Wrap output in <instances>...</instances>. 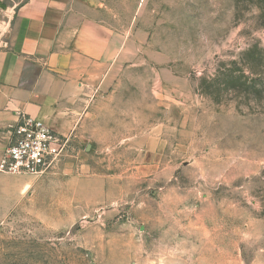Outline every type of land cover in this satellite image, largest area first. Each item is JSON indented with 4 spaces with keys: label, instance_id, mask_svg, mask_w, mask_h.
I'll return each instance as SVG.
<instances>
[{
    "label": "rangeland",
    "instance_id": "obj_1",
    "mask_svg": "<svg viewBox=\"0 0 264 264\" xmlns=\"http://www.w3.org/2000/svg\"><path fill=\"white\" fill-rule=\"evenodd\" d=\"M146 5L137 132L113 107L70 142L92 191L0 218V264H264V0Z\"/></svg>",
    "mask_w": 264,
    "mask_h": 264
},
{
    "label": "crops",
    "instance_id": "obj_2",
    "mask_svg": "<svg viewBox=\"0 0 264 264\" xmlns=\"http://www.w3.org/2000/svg\"><path fill=\"white\" fill-rule=\"evenodd\" d=\"M149 14L146 0H0V160L26 116L82 145L100 140L114 107L136 133L138 98L116 90L152 50L141 41L150 37ZM73 156L41 177L0 172V218L30 203L48 208L45 198L59 215L62 195L91 192L93 177L76 171Z\"/></svg>",
    "mask_w": 264,
    "mask_h": 264
},
{
    "label": "built area",
    "instance_id": "obj_3",
    "mask_svg": "<svg viewBox=\"0 0 264 264\" xmlns=\"http://www.w3.org/2000/svg\"><path fill=\"white\" fill-rule=\"evenodd\" d=\"M70 137L59 135L46 123L24 117L14 129V140L0 160V172L41 177L67 156Z\"/></svg>",
    "mask_w": 264,
    "mask_h": 264
}]
</instances>
